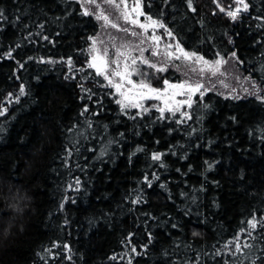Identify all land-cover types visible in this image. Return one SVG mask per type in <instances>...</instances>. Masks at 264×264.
Instances as JSON below:
<instances>
[{
	"label": "trees",
	"instance_id": "obj_1",
	"mask_svg": "<svg viewBox=\"0 0 264 264\" xmlns=\"http://www.w3.org/2000/svg\"><path fill=\"white\" fill-rule=\"evenodd\" d=\"M246 3L235 20L220 11L235 0L142 9L208 61L235 52L264 89V0ZM0 10V264H234L243 256L225 245L238 234L253 245L243 264H264V228L247 226L264 219V102L207 92L190 118L122 111L88 67L101 24L77 0H0ZM154 75L155 87L178 79Z\"/></svg>",
	"mask_w": 264,
	"mask_h": 264
},
{
	"label": "snow or ice",
	"instance_id": "obj_2",
	"mask_svg": "<svg viewBox=\"0 0 264 264\" xmlns=\"http://www.w3.org/2000/svg\"><path fill=\"white\" fill-rule=\"evenodd\" d=\"M77 2L81 4L82 15L93 16L97 21H102L105 28L110 27L112 29H116L117 32L124 33V37L121 38V43L119 44L116 43L117 37H110L112 40L113 49L111 53L108 47H93L92 62L88 64L89 68L95 70L97 76L103 77L104 80L108 81V86L114 88L116 93L120 97H123V99L116 100V103L121 105L122 111L127 110L128 108H137L143 112L150 110L149 108H145L141 103L131 101L129 97L126 96L125 92L122 91V85L130 86L129 90L132 88L139 89L138 95L141 99L163 100L164 94L168 93L169 89H172L173 95L184 96L186 98L176 101L175 107L170 106L168 100H163L164 106L162 107L158 105H152L151 107L157 108L162 116L165 111L171 112L173 115H175V113L180 111L182 107H192L193 95L199 94L201 100L203 99L205 92L209 90L202 82L206 74L209 77H220L225 74V72L221 71V68L223 65L228 63L227 59L224 57H219L215 61H208L203 56L198 55L196 52H189L185 50L179 41L175 40L173 32L170 29H167L166 25L160 19L154 18L152 15H149L142 10V0H132L131 4L130 0H77ZM187 3L189 8H191L192 11H195V9L192 7V0H187ZM236 5L237 6L234 10H229L226 12V15L231 17L233 20L237 19L241 11L247 12L249 10V5L246 3V0H236ZM220 11L224 12L225 9L221 7ZM140 17H144L145 19L142 21ZM6 19L7 17L4 16L3 10H0V21ZM120 21H123V25L120 23ZM41 27L43 26L41 25ZM135 29H139L140 31H136ZM158 29H165L167 36L173 38L174 40L173 43L167 44L165 46V51L163 54L159 50H151L148 47H144L146 43L153 46L159 44L163 37L156 34ZM127 37L136 38L138 42L133 43V41L131 39H127ZM44 39L48 38L44 37ZM90 39H93V44L95 45L99 38L97 37ZM101 43H103V41H101ZM145 52H149L150 57L163 55L164 59L159 63L153 62L149 57L145 56ZM8 56L11 58L10 52L8 53ZM231 58L238 63H243V61H239V58L236 56L235 52L232 53ZM169 62L172 63V67L175 68L176 71L182 72L184 79L176 83H172L169 80L164 79V88L153 87L150 83V80L155 78V73H163L168 71ZM68 63L71 64V60H69ZM19 67L23 68V64H20ZM149 69L152 70L151 75L148 71ZM192 75H195L198 77V79H193ZM132 76H136L137 80L134 81ZM114 78L116 79L114 80ZM247 79H251V77H248ZM220 83L223 85L224 81L220 80ZM224 86L227 87V85ZM252 89L253 90L251 92H249L247 88H245L244 91L249 95L256 96L257 99L264 102V96L259 94L261 91H264V89L256 86L254 81L252 82ZM232 91L234 92L235 89ZM20 93L22 95L25 94L23 86L20 88ZM232 98L239 99L240 97L233 96ZM205 107H207V105H205ZM6 111V108L0 110V116H3ZM87 111L88 109L85 107L84 112ZM95 114L98 113H94V115ZM181 114L185 118H190L186 110ZM81 115H83V112ZM233 119L235 118L233 117ZM183 122V120L178 121V123ZM87 125L88 128L92 127L90 121L87 122ZM75 127L76 126H73V129H69V132H73ZM77 135L83 136L84 133L80 132L77 133ZM75 150L79 151L78 148ZM140 150L141 149H138V151ZM66 152L70 157L72 155L73 149L67 148ZM152 159L160 160L161 155L154 154ZM162 166L163 165H161V167ZM145 180L148 181V178L145 177ZM79 184L80 181L77 178L76 185ZM148 184L151 186L150 181H148ZM69 187H72V185L70 184ZM161 187H163V185H161ZM76 190H79L78 187ZM139 202L140 196L138 194L133 200V203ZM61 207H63V204ZM258 224L261 228H264V219L257 221L256 217L253 216V218L247 222L248 229L251 230H255ZM173 227H176V225H173ZM194 235H198V233H194ZM247 235L252 236V232L247 231ZM253 239H255V237H253ZM239 240L240 236L238 234L233 241H230L229 244L225 245V248H228L229 245H233V255H235V253H241L243 259H248L251 255L253 245L245 242L242 247ZM244 248L250 250L248 255H243ZM132 251L135 252V248H133ZM217 254L219 255L220 253L218 252ZM113 259H115V257H113ZM243 259L240 261H235L234 264H243ZM258 259H261V257H256V259H253L251 264H256V260Z\"/></svg>",
	"mask_w": 264,
	"mask_h": 264
},
{
	"label": "rangeland",
	"instance_id": "obj_3",
	"mask_svg": "<svg viewBox=\"0 0 264 264\" xmlns=\"http://www.w3.org/2000/svg\"><path fill=\"white\" fill-rule=\"evenodd\" d=\"M131 2H132V0H130V4H131ZM235 3H236V0H235ZM232 7H233V5H232ZM232 7H230V10H233V9H231ZM225 11L227 12L229 10H225ZM140 19L143 21L145 18L140 17ZM99 22L101 24V29H100V32L98 33V35L95 37V38L98 37L99 39L96 41L95 45L94 44L92 45L90 62H92V56H93L92 49H93V47H96V48L108 47V49L111 53L113 49H112V40L110 37H112V36L117 37V40H116L117 44L121 43V38L124 37V33L117 32L116 29H112L110 27L105 28L103 25V22L102 21H99ZM120 23L123 25V21H120ZM124 26H127V25H124ZM135 30L140 31L139 29H135ZM156 34L163 37L160 40L159 44L153 46L151 44L146 43L144 45V47H148L151 50H159L163 54L165 51V46L167 44L173 43L174 40H172L170 37H168L167 33H165V31L163 29H158L156 31ZM127 39H131L133 41V43L138 42L136 40V38L127 37ZM101 41H103V43H101ZM145 56L149 57L153 62H156V63H159L164 59L163 55L157 56V57H150L149 52H145ZM177 63H179V62H177ZM148 71H149V73L152 72L151 69H149ZM168 71H172L176 74V76L178 77L176 82H179L180 80L184 79L182 72L176 71L175 68L172 67L171 62L168 63ZM221 71L225 72V74L223 76H220V77H216V76L209 77L207 74L204 76L202 82L205 84V87L207 89H209L205 93H207V92H219L225 96L242 97V96L248 95V93H246L244 91L245 88H247L249 92H251L253 90L252 89V82L253 81L251 79H247V77L242 73L239 66L236 64V62L233 59H228V63L226 65H223V67L221 68ZM192 78L198 79V77H196L195 75H192ZM115 79L116 78H114V80ZM132 79L135 81V80H137V77L132 76ZM220 80L224 81L223 85L220 83ZM106 82L108 84V81H106ZM176 82H172V83H176ZM224 85H227V87H225ZM153 87H155V86H153ZM164 87H165V85L163 84L161 87H156V88H164ZM112 89L116 93L115 89L114 88H112ZM129 89H130V86L122 85V91L125 92L126 96H128L131 101L141 103V104H143V106L145 108H149L150 110H157V108L151 107L152 105H158L161 107L164 106L163 100H168L169 105L172 107H175L176 101L183 100L186 98L184 96L173 95V90L169 89L168 93L164 94L163 100L141 99L138 95L139 89H137V88H132L131 90H129ZM233 89H235L234 92L232 91ZM116 95H117L118 99H123V97H120L117 93H116ZM198 95L199 94L193 95L192 101ZM128 109H136V110L140 111L137 108H128ZM185 109H187L186 106L182 107L181 110L178 112H183ZM140 112H143V111H140ZM164 114H172V113L165 111Z\"/></svg>",
	"mask_w": 264,
	"mask_h": 264
},
{
	"label": "clouds",
	"instance_id": "obj_4",
	"mask_svg": "<svg viewBox=\"0 0 264 264\" xmlns=\"http://www.w3.org/2000/svg\"><path fill=\"white\" fill-rule=\"evenodd\" d=\"M10 206H11V208H12L13 210H15V211L18 212V213L22 212V209L19 208L16 204H12V205H10Z\"/></svg>",
	"mask_w": 264,
	"mask_h": 264
}]
</instances>
